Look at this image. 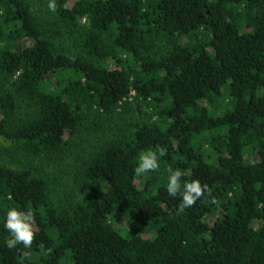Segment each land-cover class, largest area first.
I'll return each mask as SVG.
<instances>
[{
	"label": "trees",
	"instance_id": "obj_1",
	"mask_svg": "<svg viewBox=\"0 0 264 264\" xmlns=\"http://www.w3.org/2000/svg\"><path fill=\"white\" fill-rule=\"evenodd\" d=\"M41 1L0 0V139L94 144L59 204L0 160V264H264V0Z\"/></svg>",
	"mask_w": 264,
	"mask_h": 264
},
{
	"label": "rangeland",
	"instance_id": "obj_2",
	"mask_svg": "<svg viewBox=\"0 0 264 264\" xmlns=\"http://www.w3.org/2000/svg\"><path fill=\"white\" fill-rule=\"evenodd\" d=\"M34 1L42 2L41 0ZM128 102H131V105L125 110H122V115L127 116L128 118L134 117L132 110H134V112L136 111L137 102L133 100V98L129 99ZM116 118L118 119L117 115L110 116L106 119L96 118L94 124L90 128V132L96 137L100 136V132H107L108 128L116 125ZM91 144L94 143H90V135L87 133H81L77 139H75V143L73 144L74 147L69 148L64 155L56 159L57 161L52 162V164H47L46 161H32L21 149L10 142L0 139V160L17 168L29 166L33 168L45 167V170L48 173L46 176L50 178L52 196L54 197L56 204H59L61 200L63 202L66 201L65 193L69 192L67 190L71 191L77 186L78 182L75 177L76 171L73 165L77 164L79 155L89 153V151L87 152L86 150L91 147ZM127 223V220L125 221V219H121L116 222L115 226L122 234H125V232H127Z\"/></svg>",
	"mask_w": 264,
	"mask_h": 264
}]
</instances>
